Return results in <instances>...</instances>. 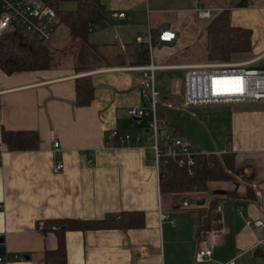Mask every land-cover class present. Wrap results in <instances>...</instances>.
Segmentation results:
<instances>
[{
    "label": "crops",
    "instance_id": "crops-1",
    "mask_svg": "<svg viewBox=\"0 0 264 264\" xmlns=\"http://www.w3.org/2000/svg\"><path fill=\"white\" fill-rule=\"evenodd\" d=\"M243 1L246 5L239 7ZM100 2L105 16L94 21L95 29L88 31L87 43L75 42L74 57L47 71L7 76L0 70V255L9 257L8 264H44L46 252L58 248V236L39 230L40 223L109 222L129 213L132 219L142 216L143 225L67 232L68 264H264V247L258 246L264 230L246 224L264 223V103L220 104L229 107L230 117L225 122L229 123V150L237 157L238 175L253 185L258 200L220 195L212 213V229L200 237L195 210L208 206L214 195H163L153 167V152L145 140L148 120H134V124L128 113L143 104V72L131 70L147 64L143 63L146 45L138 43V37H156L163 28L178 32L177 41L161 47L154 40L153 45L157 64L171 68L163 71L185 74L181 91L177 80L172 83L173 92L160 88L158 94L169 105L185 109L187 67L203 64L192 61L191 55L198 25L207 23L199 19L198 9H209L214 16L228 10L234 27L252 31V51L240 60L249 62L264 55V0ZM67 38L73 41L69 31L58 24L52 44L64 48ZM77 65L85 69L76 71ZM250 68L264 70V60ZM82 77L90 78L95 88L87 107L76 105L75 82ZM144 121L146 130L141 131ZM166 125L194 151H208L206 145L192 141L190 127L201 129L194 117L186 115L180 123ZM2 129L38 132L39 148L9 151L2 142ZM114 130L144 139L134 141L132 147L110 148L106 137ZM55 142L60 144L57 153ZM209 154L224 153L218 149L204 153ZM56 157L65 164L58 174L54 173ZM237 188L245 190L236 182L213 183L210 192ZM185 200L189 207L183 206ZM203 241L209 243L213 256L197 263L195 255ZM13 255L23 259L15 260Z\"/></svg>",
    "mask_w": 264,
    "mask_h": 264
},
{
    "label": "trees",
    "instance_id": "trees-1",
    "mask_svg": "<svg viewBox=\"0 0 264 264\" xmlns=\"http://www.w3.org/2000/svg\"><path fill=\"white\" fill-rule=\"evenodd\" d=\"M50 2V0H45ZM61 1H74L75 10H62ZM56 5L59 24L70 33L74 42L87 43L88 24L105 16V10L100 0H60ZM51 4V3H50ZM52 5V4H51ZM246 5L243 1L239 7ZM207 37V58L210 63H231L238 56L249 54L252 51V31L242 27H234L231 23L230 12L222 11L205 25ZM91 48H97L91 46ZM145 61L148 63L145 48ZM54 55L51 44L44 42L20 29L0 35V70L7 76L18 73L39 72L54 68ZM76 70L83 71L85 68ZM76 105L87 107L94 99L95 88L88 77L76 80ZM160 98V96H159ZM181 105L180 103H178ZM169 127V126H168ZM2 142L9 151L28 152L39 148L40 136L36 131H7L2 129ZM107 140V139H106ZM108 142V147H116L118 142ZM198 164L194 169V176H189L186 169L170 162L164 168L165 177L160 182V191L163 195L188 196L191 194H205L211 191L210 185L220 182H236L244 185L245 190L237 188L234 191H225L227 199H245L255 202L258 200L256 189L239 177L237 157L230 154H200ZM215 192V191H214ZM213 192V195H214ZM220 195H214L208 206H200L195 210L197 236L212 229V213L217 209ZM143 225L142 216L132 219L131 214L123 213L120 219L109 222H87L82 220H50L44 222V232H55L58 236V248L48 251L44 257V264H68L66 233L69 231L86 232L98 229H127Z\"/></svg>",
    "mask_w": 264,
    "mask_h": 264
},
{
    "label": "built area",
    "instance_id": "built-area-1",
    "mask_svg": "<svg viewBox=\"0 0 264 264\" xmlns=\"http://www.w3.org/2000/svg\"><path fill=\"white\" fill-rule=\"evenodd\" d=\"M60 0H0V35L11 33L23 29L38 39L49 42L52 40L59 18L56 13V5ZM52 5H51V4ZM120 14V18H124ZM200 20L209 21L214 15L209 9H198ZM95 29L94 22H89L88 31ZM179 38L178 32L171 28L161 29L156 37L148 34L141 35L137 42L145 44L147 48L148 63L139 70L143 72V82L141 86L142 106L132 107L129 115L136 121L148 120V133L145 140L150 143L153 152V167L156 171L158 181L165 177L164 168L170 162L176 163L180 168L186 169L189 176H194V169L198 164L200 153L194 151L189 142L175 135L166 125V121L158 113L159 95L155 89L156 76L159 71L171 69L168 66L157 64L155 58L156 43L163 47L171 44ZM264 60V55L255 61L243 63H212L197 66H188L185 76V106L193 108L204 105L234 104L248 101H264V70L249 68L251 64ZM106 139L109 142H118L116 147H132L140 142L141 136H132L127 132L114 130L110 132ZM60 148L58 142L54 143V151L57 153ZM3 151L0 148V156ZM219 155V154H217ZM65 169L64 162L56 157L54 173L58 174ZM184 207H189L188 200L183 202ZM2 206L0 205V210ZM166 218V216H164ZM120 219V217L118 218ZM248 227H257L264 230V223L261 221H247ZM39 228H44V223L39 224ZM3 239L0 236V247ZM259 247H264V237L258 243ZM213 256L209 243L203 241L195 255L197 263H204ZM15 260L23 259V256L13 255ZM9 257L0 255V264H8ZM229 264H235L231 262Z\"/></svg>",
    "mask_w": 264,
    "mask_h": 264
},
{
    "label": "rangeland",
    "instance_id": "rangeland-1",
    "mask_svg": "<svg viewBox=\"0 0 264 264\" xmlns=\"http://www.w3.org/2000/svg\"><path fill=\"white\" fill-rule=\"evenodd\" d=\"M59 7L62 10H75L77 8V3L74 1H61L59 2ZM205 25L203 24L202 26L199 24L198 28L199 31L195 33V38L197 39L196 47L191 51L193 54L192 55V61L194 62H199L203 64H209L211 65L212 63L209 62L207 58V37H206V31H205ZM264 29V26L262 27ZM93 31V30H92ZM90 32V31H89ZM53 41H49L52 47L53 55H54V65L62 64L65 61H68L69 57H74L75 54V42L71 41L67 38V44L64 48L62 47H55L52 44ZM189 56V54H188ZM242 59V56H238L234 59L233 62L231 63H243L240 60ZM78 66V65H77ZM80 68V66L78 67ZM250 68V67H249ZM76 71H79L76 70ZM184 72L181 73L179 71L176 72H168V71H163V72H158L157 73V78H156V84H157V93L160 91V88L162 89H169L170 91L173 92L174 88L173 86V81H179L180 86L178 85V90H182L183 86V79H184ZM171 87V88H170ZM159 95V94H158ZM159 105H158V113L159 115L164 116L163 118L166 120V122H171L173 121L175 123H180L181 118L183 116H192L194 117L198 124L199 128L195 126H191L189 129V132L191 133V137L193 138L192 141L199 142L201 144H204L206 146L205 149L208 150L207 152H201V154L204 153H209L210 151H215L218 149V151L226 154L230 153V150L232 147L230 146V133H229V123L225 122L228 117H230V112H229V107L226 105H207L203 107H195V108H178V107H173L165 101V99H162L161 97L159 98ZM263 102L264 101H260ZM173 105L179 106L176 102L173 103ZM197 108H200L199 111ZM195 111V112H191ZM218 119V125H217V120L215 117ZM174 117V118H173ZM134 124L135 121L132 118ZM188 120V119H187ZM147 124V121H144V124L142 126L143 129L141 131L146 130L145 126ZM191 139V138H190ZM206 198H210L213 193L208 192L205 193ZM195 195V194H193ZM200 196H204V193L201 194ZM191 204H195L194 199H191Z\"/></svg>",
    "mask_w": 264,
    "mask_h": 264
},
{
    "label": "water",
    "instance_id": "water-1",
    "mask_svg": "<svg viewBox=\"0 0 264 264\" xmlns=\"http://www.w3.org/2000/svg\"><path fill=\"white\" fill-rule=\"evenodd\" d=\"M226 194V192L225 191H222V190H219V191H215L214 192V195H225ZM202 203V205H204L205 204V201H203V202H201ZM28 258V257H27ZM29 259V258H28Z\"/></svg>",
    "mask_w": 264,
    "mask_h": 264
}]
</instances>
